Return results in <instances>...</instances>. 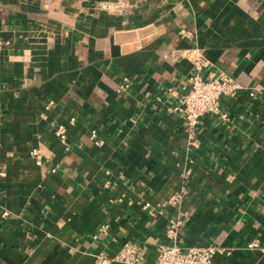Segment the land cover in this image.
I'll list each match as a JSON object with an SVG mask.
<instances>
[{
    "label": "crops",
    "instance_id": "crops-1",
    "mask_svg": "<svg viewBox=\"0 0 264 264\" xmlns=\"http://www.w3.org/2000/svg\"><path fill=\"white\" fill-rule=\"evenodd\" d=\"M193 47L241 88L189 137ZM182 213V250L264 264V0H0V264H123L126 243L149 264Z\"/></svg>",
    "mask_w": 264,
    "mask_h": 264
},
{
    "label": "built area",
    "instance_id": "built-area-1",
    "mask_svg": "<svg viewBox=\"0 0 264 264\" xmlns=\"http://www.w3.org/2000/svg\"><path fill=\"white\" fill-rule=\"evenodd\" d=\"M190 64L191 71L187 76L186 85L182 88V93L177 98V103L173 106L182 118L189 137L194 133L199 117L206 113H218V100L222 96H233L241 86L232 77L223 72H204L208 66V61L203 52L198 48H189L183 51ZM251 97H255L254 90L249 91ZM225 118V114L221 113ZM73 119L70 118L69 122ZM53 134L57 138L60 147L68 150L66 145V128L63 124H57L53 129ZM94 131H90V138L93 139ZM95 145H100V140H94ZM28 154L35 164L40 163L39 151L36 147L29 149ZM183 195V190L174 191L167 199L171 205L178 204ZM148 213L152 212V207L148 203L140 206ZM3 214H5L3 212ZM184 213L169 219L164 230L165 236L171 241L170 244L159 245L153 261L149 264H215L212 256L217 252L227 251L217 245L207 244L204 246H190L182 250L178 244V229L182 223ZM249 249L259 247L258 239H250L246 243ZM123 264H144L143 254L134 244H123L116 255ZM104 259L96 260L95 264H105Z\"/></svg>",
    "mask_w": 264,
    "mask_h": 264
},
{
    "label": "water",
    "instance_id": "water-1",
    "mask_svg": "<svg viewBox=\"0 0 264 264\" xmlns=\"http://www.w3.org/2000/svg\"><path fill=\"white\" fill-rule=\"evenodd\" d=\"M150 29L149 26L147 27H143V28H140V29H136L135 31L132 30V31H126V32H120V33H115L114 35V39L117 40V38L119 37H124V38H128L127 40H130V39H135L136 36H140L142 35L144 32L148 31ZM135 44L131 45V47H133ZM130 47V48H131Z\"/></svg>",
    "mask_w": 264,
    "mask_h": 264
}]
</instances>
